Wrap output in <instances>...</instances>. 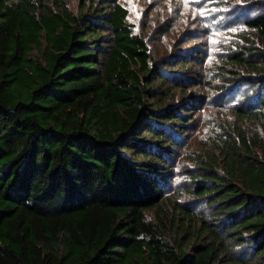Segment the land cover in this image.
Returning a JSON list of instances; mask_svg holds the SVG:
<instances>
[{
  "label": "trees",
  "instance_id": "16d2710c",
  "mask_svg": "<svg viewBox=\"0 0 264 264\" xmlns=\"http://www.w3.org/2000/svg\"><path fill=\"white\" fill-rule=\"evenodd\" d=\"M77 2L0 0V264H264V0L233 5L237 120L183 152L206 46L158 58L170 17Z\"/></svg>",
  "mask_w": 264,
  "mask_h": 264
},
{
  "label": "rangeland",
  "instance_id": "374dc122",
  "mask_svg": "<svg viewBox=\"0 0 264 264\" xmlns=\"http://www.w3.org/2000/svg\"><path fill=\"white\" fill-rule=\"evenodd\" d=\"M70 1L73 3L76 2L78 4L77 0ZM120 1L129 10V21L131 23L137 24V29L139 26L141 28V20L145 17H147L151 23V25H149L150 29L154 26L156 27L157 24L164 22L165 18L170 17L169 36H165L164 39H150V46L154 56L159 58L166 55H178L180 51L184 49V45L187 43L189 46H206L207 57H205L206 65H204V69L199 67L197 61H194V64L191 65L190 69L200 75L198 79H204L202 74L213 69L214 72L212 75H210L212 82L208 81L204 85H200L201 89H192L198 92L199 95H202L205 99V102L201 109L196 112V115L199 117L197 118L194 127L191 129L190 137L188 140H185L186 142L184 146L179 150L183 152V150L188 147L186 149H189V151L196 148L200 149L199 151H202L201 142L207 143V140H204V138H206L208 135L207 133L209 131L210 134L213 133V131L215 134L220 133L222 132L221 128L226 127L223 124L225 121L224 115L232 116L227 118L229 120H237V117L232 115L229 109L222 110L220 107L215 106L219 102L214 100V98L217 97V94L221 92H219L221 88L229 87L233 81L230 71L232 67L223 68L221 67V62L223 59V62L226 64L224 56L226 52L231 49L230 43L232 39H239L243 34H251L250 29L244 24V19L248 16L251 17L255 14V12H253L251 9L246 13L236 14V9H233V5H236L235 0ZM228 8L232 10L228 12ZM138 23L141 25L138 26ZM179 32L181 34H179ZM200 33L204 35H198ZM180 35H184L185 38L181 39ZM171 36H178V38L168 39ZM193 36L195 39H189V37ZM215 77H220V80L214 81L213 79H215ZM246 90V88L241 89L240 93H243ZM237 99L238 97H235L234 99H225L223 102L226 105L234 103L233 106L235 107L240 105V103L237 102ZM218 111H221L223 116L218 115ZM201 118L202 122L200 121ZM206 119L210 121L209 127L204 122ZM214 119L216 121V126L214 124ZM237 123L238 121L236 124ZM217 125L220 131L217 130L216 132L215 127H217Z\"/></svg>",
  "mask_w": 264,
  "mask_h": 264
}]
</instances>
